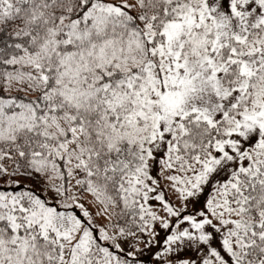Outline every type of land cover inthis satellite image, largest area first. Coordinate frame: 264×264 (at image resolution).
Segmentation results:
<instances>
[{"label":"snow or ice","instance_id":"obj_1","mask_svg":"<svg viewBox=\"0 0 264 264\" xmlns=\"http://www.w3.org/2000/svg\"><path fill=\"white\" fill-rule=\"evenodd\" d=\"M153 248L264 264V0H0V264Z\"/></svg>","mask_w":264,"mask_h":264},{"label":"rangeland","instance_id":"obj_2","mask_svg":"<svg viewBox=\"0 0 264 264\" xmlns=\"http://www.w3.org/2000/svg\"><path fill=\"white\" fill-rule=\"evenodd\" d=\"M39 187V185H38ZM39 189V188H38ZM174 198V197H173ZM98 222H103V221H98ZM163 236V232H161V237ZM127 247V245H126ZM156 249L153 248L152 250H145L144 253H142V259L144 260V264H157V262L155 261V258L153 256V252L155 251ZM190 254V253H189Z\"/></svg>","mask_w":264,"mask_h":264},{"label":"trees","instance_id":"obj_3","mask_svg":"<svg viewBox=\"0 0 264 264\" xmlns=\"http://www.w3.org/2000/svg\"><path fill=\"white\" fill-rule=\"evenodd\" d=\"M37 189L39 188L38 185H36Z\"/></svg>","mask_w":264,"mask_h":264}]
</instances>
